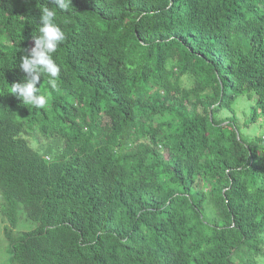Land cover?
Here are the masks:
<instances>
[{
    "label": "trees",
    "instance_id": "trees-1",
    "mask_svg": "<svg viewBox=\"0 0 264 264\" xmlns=\"http://www.w3.org/2000/svg\"><path fill=\"white\" fill-rule=\"evenodd\" d=\"M45 4L55 7L0 0V212L9 261L260 264L264 0H72L68 11L55 8L65 34L53 54L58 88L44 74L37 87L50 98L37 109L10 88L23 80L20 57L34 46ZM19 210L35 225L15 232Z\"/></svg>",
    "mask_w": 264,
    "mask_h": 264
},
{
    "label": "clouds",
    "instance_id": "clouds-1",
    "mask_svg": "<svg viewBox=\"0 0 264 264\" xmlns=\"http://www.w3.org/2000/svg\"><path fill=\"white\" fill-rule=\"evenodd\" d=\"M55 7L47 4L40 7L38 34L33 36L34 46L25 49L20 57L19 68L25 74L23 80L11 84L10 93L16 96L25 106H33L37 109L45 108L49 102V96L41 93L38 84L41 77L47 74L50 79L48 84L52 89H57V77L60 66L53 58L59 44L65 39V34L56 23V10L59 8L68 11L72 7V0H52Z\"/></svg>",
    "mask_w": 264,
    "mask_h": 264
},
{
    "label": "rangeland",
    "instance_id": "rangeland-1",
    "mask_svg": "<svg viewBox=\"0 0 264 264\" xmlns=\"http://www.w3.org/2000/svg\"><path fill=\"white\" fill-rule=\"evenodd\" d=\"M238 114H239V109H238ZM239 117H240V119H242L241 115H239ZM261 131H262V128H256L255 129L256 133L261 132ZM247 132L248 133L251 132V129H248ZM35 137H36V139L37 138L41 139L40 135H35ZM28 139L33 144L34 147L38 148L39 150L43 149L42 145L38 144V141L34 142V138H32L31 136H28ZM1 203H2V198H1V194H0V205H1ZM5 223L6 222L3 220L2 214L0 212V264H15V263L10 262L8 259L9 252L6 249L7 241H6L4 233H3V226ZM34 225H35V223L30 221L29 219H27L24 212L22 210H19V212H18V223H17V226L15 228V232L30 229ZM260 264H264V260H261Z\"/></svg>",
    "mask_w": 264,
    "mask_h": 264
}]
</instances>
